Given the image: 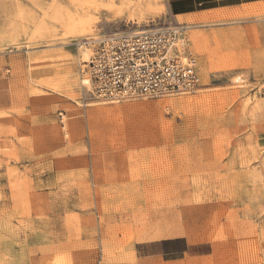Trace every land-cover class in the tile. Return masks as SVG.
Here are the masks:
<instances>
[{"label": "rangeland", "instance_id": "obj_1", "mask_svg": "<svg viewBox=\"0 0 264 264\" xmlns=\"http://www.w3.org/2000/svg\"><path fill=\"white\" fill-rule=\"evenodd\" d=\"M167 4L0 0V264H264V4ZM176 24L197 91L110 102L81 84L83 40ZM176 237L213 252L137 249Z\"/></svg>", "mask_w": 264, "mask_h": 264}, {"label": "built area", "instance_id": "obj_2", "mask_svg": "<svg viewBox=\"0 0 264 264\" xmlns=\"http://www.w3.org/2000/svg\"><path fill=\"white\" fill-rule=\"evenodd\" d=\"M188 25L102 32L79 43L91 51L80 63L83 85L116 102L195 92L199 64L190 47Z\"/></svg>", "mask_w": 264, "mask_h": 264}, {"label": "crops", "instance_id": "obj_3", "mask_svg": "<svg viewBox=\"0 0 264 264\" xmlns=\"http://www.w3.org/2000/svg\"><path fill=\"white\" fill-rule=\"evenodd\" d=\"M264 4V0H168V10L175 16L212 12L216 10H237L244 6ZM137 249L144 256L184 254L192 258L212 254L213 246L208 242L191 243L185 238H166L138 244Z\"/></svg>", "mask_w": 264, "mask_h": 264}, {"label": "bare ground", "instance_id": "obj_4", "mask_svg": "<svg viewBox=\"0 0 264 264\" xmlns=\"http://www.w3.org/2000/svg\"><path fill=\"white\" fill-rule=\"evenodd\" d=\"M90 22H92V21H90ZM88 23H89V22H87V21L84 20V18H83V19H81V20L78 21L77 25H78V28H79L80 30H85L86 28H88V27H87ZM90 24H92V23H90ZM90 28H91V27H90ZM90 28H88V29H90ZM86 31H87V30H86ZM83 55H84V58H87V57H88V50H87V49L83 51ZM79 76H80V75H79ZM79 78H80V82H81V84H83V81H82L81 77H79ZM73 81H74V80H73ZM73 83H74V82H73ZM172 235H173V234L171 233V234L162 235V236H163V237H166V236H172ZM188 241L191 242V243H196V242H197L196 238H193V237H188Z\"/></svg>", "mask_w": 264, "mask_h": 264}]
</instances>
